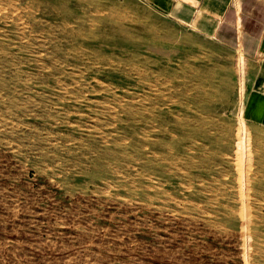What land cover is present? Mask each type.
<instances>
[{"label":"rangeland","instance_id":"374dc122","mask_svg":"<svg viewBox=\"0 0 264 264\" xmlns=\"http://www.w3.org/2000/svg\"><path fill=\"white\" fill-rule=\"evenodd\" d=\"M243 72L142 0H0V264H264Z\"/></svg>","mask_w":264,"mask_h":264},{"label":"crops","instance_id":"0c3cea01","mask_svg":"<svg viewBox=\"0 0 264 264\" xmlns=\"http://www.w3.org/2000/svg\"><path fill=\"white\" fill-rule=\"evenodd\" d=\"M244 65L247 112L264 126V0H142Z\"/></svg>","mask_w":264,"mask_h":264},{"label":"bare ground","instance_id":"6f19581e","mask_svg":"<svg viewBox=\"0 0 264 264\" xmlns=\"http://www.w3.org/2000/svg\"><path fill=\"white\" fill-rule=\"evenodd\" d=\"M76 15V14H75ZM102 45V44H101ZM111 60V59H110ZM148 62V61H147ZM243 133V132H242ZM242 133L240 134V138H239V142H238V150H241L242 148L247 149L248 150V137L244 138L242 137ZM183 138V137H182ZM190 138V137H189ZM224 138V137H223ZM120 141V140H119ZM197 141V140H196ZM149 145V144H148ZM264 145V144H263ZM112 146V145H111ZM133 148V147H132ZM101 154V153H100ZM213 157V156H212ZM134 164V163H133ZM172 175V174H171ZM212 176V175H211ZM179 179V178H178ZM240 195V194H239ZM152 196V195H151ZM255 196V195H254ZM233 206V205H232ZM16 212V211H15ZM16 215V214H15ZM247 217V216H246ZM243 218V216H242ZM252 219V218H251ZM59 222V221H58ZM253 224V223H252ZM253 227V225H252ZM258 227V225H257ZM264 228V226H263ZM255 229V228H254ZM261 229V228H260ZM259 230V229H258ZM108 231V229H107ZM16 232V231H15ZM250 233V232H249ZM259 233V232H258ZM263 233V232H262ZM23 244V243H22ZM15 251V250H14ZM41 255V254H40ZM64 255V254H63ZM15 257V256H14ZM49 258V257H48ZM252 259V258H251ZM19 260V259H18ZM45 261V260H44ZM79 261V260H78ZM10 262V261H9ZM48 262V261H47Z\"/></svg>","mask_w":264,"mask_h":264}]
</instances>
